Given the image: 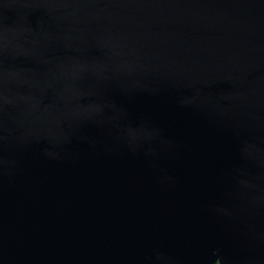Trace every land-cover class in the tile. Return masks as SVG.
<instances>
[{"label": "water", "instance_id": "obj_1", "mask_svg": "<svg viewBox=\"0 0 264 264\" xmlns=\"http://www.w3.org/2000/svg\"><path fill=\"white\" fill-rule=\"evenodd\" d=\"M0 264H264V0H0Z\"/></svg>", "mask_w": 264, "mask_h": 264}]
</instances>
